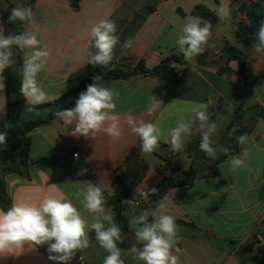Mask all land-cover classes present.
<instances>
[{
  "label": "crops",
  "instance_id": "obj_1",
  "mask_svg": "<svg viewBox=\"0 0 264 264\" xmlns=\"http://www.w3.org/2000/svg\"><path fill=\"white\" fill-rule=\"evenodd\" d=\"M221 5L230 8V15L223 20L217 15ZM17 6L33 9L35 22L28 30L37 34L41 47L51 53L37 80L52 100L78 87L96 69L137 72L129 78L99 83L119 94L115 102L123 128L120 140L113 141L104 133L95 139L72 136L73 126L59 117L27 133L31 143L26 173L0 172L11 205L14 201L38 204L45 196L67 198L91 223L94 217L84 209L79 193L87 183H94L107 197L120 199L121 214L129 221V229L121 231L124 243L118 242L121 259L125 264H142L131 252L133 244L141 247L131 221L152 199L153 194L145 198L143 193L155 188L163 175L184 179L192 168L196 173L192 183L171 188L161 199L166 204L163 211L172 215L178 226L179 239L172 251L179 264H248L239 258L245 253L264 259V118L255 114L256 107L264 108V70L253 72L249 53L254 47L245 48L237 40L232 0H80L77 7L70 0H0V33L5 36L25 31L22 22H8L11 9ZM199 8L210 16L201 14ZM192 17L212 25V46L185 60L175 41ZM101 19L116 22L120 43L109 65L93 66L87 61L89 51L95 49L89 48L85 29L90 30ZM128 38H132V46L124 48ZM227 43L247 52L246 78L238 72V62L225 52ZM30 52L21 50L23 62ZM173 55L178 60L167 61ZM262 56L258 60L264 66ZM163 61V71L149 72ZM140 63L146 71L137 69ZM153 96L163 103L149 114ZM199 103L207 105L210 122L217 125L211 136L213 144L226 134L233 111L241 103L246 142L236 141L224 158L210 161L204 152L196 154L187 148L193 139L202 137L196 121L183 148L174 151L170 130L178 121H191V110ZM3 108L0 131L8 125L6 89L0 94ZM129 112L160 129L159 145L153 153L140 152L139 137L124 123ZM244 150L249 153L245 165L233 170L230 158ZM105 201L106 210L112 213V205ZM155 210L159 215L161 210ZM88 236L89 246L78 252L71 264H103L109 255L96 241L94 231ZM48 256L46 244L34 249L25 245L23 251L17 249L0 258V264H55Z\"/></svg>",
  "mask_w": 264,
  "mask_h": 264
},
{
  "label": "clouds",
  "instance_id": "obj_2",
  "mask_svg": "<svg viewBox=\"0 0 264 264\" xmlns=\"http://www.w3.org/2000/svg\"><path fill=\"white\" fill-rule=\"evenodd\" d=\"M223 20L230 15V8L221 5L217 12ZM20 21L25 25V31L15 35H3L0 33V94L6 89L5 70L14 65L12 48L20 50L31 49L26 54L22 68L20 93L25 98L29 112L39 115L35 106L48 103L52 97L39 84L38 74L45 69L51 53L42 48L41 39L37 34L28 30V26L35 22V13L31 7L17 6L11 9L8 22ZM88 32V46L95 49L89 51L88 64L93 66H107L114 56V49L120 43L117 35V24L112 19H101L91 26ZM212 35V25L199 17L189 18L175 41L179 53L185 60H192L198 54H203L212 45L209 40ZM254 50L264 55V23H261L255 34ZM124 48L132 46V38L124 41ZM94 83L87 85L86 90L79 94L72 108H63L56 111L66 125L73 126L72 136L85 138L96 136L100 133L107 134L113 141H118L123 136L122 121L116 112L115 99L118 92L99 84L100 77L95 76ZM174 102V101H173ZM163 101L152 97L148 113L157 112ZM206 104L199 103L192 108L193 117L189 122L178 121L175 128L170 130V144L174 151L184 146V138L191 134L193 123L199 121L202 130L200 149L208 157L215 159L217 149L214 148L211 136L216 132L217 125L210 122ZM47 111V109H45ZM4 114V108L0 109V117ZM124 123L131 132L139 137L140 152L153 153L159 145L160 129L152 122L134 117L131 112L126 114ZM10 125H5L9 127ZM7 132L0 131V146L6 145ZM239 144H244L247 135L236 137ZM224 153L227 148L222 149ZM249 153L242 151L239 155L230 158L233 170L245 165ZM158 192L157 188L145 191L147 198L150 194ZM81 204L91 215V223L81 214L77 207L67 198L45 196L38 204L13 202L6 211L0 209V258L14 254L17 249L23 251L25 245L29 249L36 246L47 245L48 259L55 264H71L78 252L89 246L88 233L94 231L95 239L100 247L109 253L103 264H125L121 259V250L118 247L124 243L121 228L116 223L114 215L106 211L103 190L94 183H87L79 193ZM161 210L157 215L156 210H144L131 221L135 228L137 247L133 244L131 252L134 258L142 264H179V257L173 254L178 236V226L172 215L166 214V204L161 201L157 205ZM149 217H153L150 221ZM179 252V248L175 249ZM82 259V257H80Z\"/></svg>",
  "mask_w": 264,
  "mask_h": 264
},
{
  "label": "trees",
  "instance_id": "obj_3",
  "mask_svg": "<svg viewBox=\"0 0 264 264\" xmlns=\"http://www.w3.org/2000/svg\"><path fill=\"white\" fill-rule=\"evenodd\" d=\"M73 7H77L80 0H70ZM201 14L210 16L208 11L199 8ZM247 14V21L239 22L236 30V37L239 43L245 48L254 47L255 34L259 29L261 23H264V4L254 3L243 8ZM15 34H19L18 32ZM14 34V35H15ZM8 34H6L7 36ZM230 60L238 62V72L243 76H247L248 55L245 50L239 49L229 43L224 47ZM14 65L12 68L5 70L6 83V102H7V119L8 125L5 132H7L6 145L0 146V160L7 164L8 172H17L24 175L26 173L27 162L30 150V138L27 133L31 130L44 125L53 119L57 118L56 111L63 108H72L75 106V101L79 94L86 90L87 85L94 83V77H100L98 83L104 80L124 79L136 74L134 70L112 69L103 72L99 69L94 70L78 87L71 89L61 95L60 97L41 105L35 106L39 111V115L34 112H29L27 102L20 93L23 59L21 50L17 47L12 48ZM178 60V57L171 56L167 59ZM166 68V62L163 61L150 69L149 72L158 74ZM140 71H146L143 63L137 66ZM47 109V111H45ZM255 114L264 118V108L256 107ZM243 109L241 103L237 104L233 111L230 122L227 125L229 147H233L237 141L236 137L245 134L247 130L242 125ZM226 153H223L218 160L224 158ZM196 177L195 171L191 168L184 179H177L173 175H163L161 180L156 184L155 188L158 192L153 194L151 201L145 207L146 210H155L163 196L171 189L177 186L189 185ZM104 198L113 207V215L116 223L121 228L122 232L129 229V221L121 214L120 199L117 197ZM11 206V201L6 193L4 182L0 179V207L7 210ZM106 208V207H105ZM107 211V210H106ZM152 220V217H149ZM242 263L248 264H264V259H260L250 253L239 254Z\"/></svg>",
  "mask_w": 264,
  "mask_h": 264
},
{
  "label": "rangeland",
  "instance_id": "obj_4",
  "mask_svg": "<svg viewBox=\"0 0 264 264\" xmlns=\"http://www.w3.org/2000/svg\"><path fill=\"white\" fill-rule=\"evenodd\" d=\"M252 50H250L251 52L249 53V62H250V68L253 70V72H261L262 70H264V66H263V62L260 63L258 58L259 57H263L261 54H258L255 52L254 48H251ZM247 73L249 74V72L247 71ZM201 138L202 137H196L195 139H193L189 144H188V149L190 151H195L196 154L198 153H201L203 151H201L199 145H200V142H201ZM229 140H228V133L226 132L225 135H222L219 137V139L217 140V142L215 141V143L212 145L213 147H217V155H216V158H219L222 156V154L224 153L222 151V149L224 148H227L229 147ZM215 158V159H216ZM210 161L211 160H214L212 158H209ZM208 159V160H209ZM3 171H7V164L3 163L1 160H0V172H3Z\"/></svg>",
  "mask_w": 264,
  "mask_h": 264
},
{
  "label": "built area",
  "instance_id": "obj_5",
  "mask_svg": "<svg viewBox=\"0 0 264 264\" xmlns=\"http://www.w3.org/2000/svg\"><path fill=\"white\" fill-rule=\"evenodd\" d=\"M254 3L264 4V0H232V7L237 13L238 23L247 21V14L243 11V8ZM73 157L77 158L78 152L73 153ZM142 196L145 197L144 193Z\"/></svg>",
  "mask_w": 264,
  "mask_h": 264
}]
</instances>
